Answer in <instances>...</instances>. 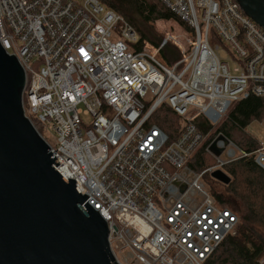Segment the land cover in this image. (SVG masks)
<instances>
[{
  "label": "built area",
  "instance_id": "obj_1",
  "mask_svg": "<svg viewBox=\"0 0 264 264\" xmlns=\"http://www.w3.org/2000/svg\"><path fill=\"white\" fill-rule=\"evenodd\" d=\"M159 2L186 27V46L168 33L133 52L134 28L99 0H0V43L24 69V115L54 169L107 222L115 261L206 264L238 217L202 177L236 152L230 140L218 141V157L208 145L214 164L192 171L187 162L205 138L194 119L216 125L234 102L264 96V29L236 0ZM168 42L180 54L171 65L160 56ZM222 42L236 74L216 53ZM164 103L182 119L174 139L151 122ZM254 161L264 169V143Z\"/></svg>",
  "mask_w": 264,
  "mask_h": 264
},
{
  "label": "water",
  "instance_id": "obj_2",
  "mask_svg": "<svg viewBox=\"0 0 264 264\" xmlns=\"http://www.w3.org/2000/svg\"><path fill=\"white\" fill-rule=\"evenodd\" d=\"M264 29V0H236ZM25 72L0 43V264H118L111 253L107 222L55 169L59 163L22 107ZM218 135L208 146L223 152ZM224 185L230 177L216 169ZM185 186L181 187L183 191Z\"/></svg>",
  "mask_w": 264,
  "mask_h": 264
},
{
  "label": "trees",
  "instance_id": "obj_3",
  "mask_svg": "<svg viewBox=\"0 0 264 264\" xmlns=\"http://www.w3.org/2000/svg\"><path fill=\"white\" fill-rule=\"evenodd\" d=\"M99 1L106 8L120 14L134 28L137 41L130 44L133 52L141 50L144 42L159 46L161 39L150 29V22L171 18L179 21L159 0ZM160 56L166 64L171 65L179 59L180 54L172 45L165 44L160 50ZM156 111L157 114L154 112L151 122L157 124L169 139H174L181 130L182 124L177 121L180 117L165 103ZM263 117L264 96L250 94L234 102L220 122L224 121L215 129L201 116H196L194 123L205 136L214 129L215 134L222 133L231 140L233 133L243 132L252 121L261 120ZM38 130L41 131V128ZM211 141L212 136L203 140L192 153L187 162L192 171L200 172L211 166L207 165L210 154L206 150ZM243 142L246 145L244 151L248 155L225 164L222 170L230 177V182L223 184V191L212 190L210 193L215 202L230 208L237 215L238 225L234 233L224 238L206 264H258L264 257V231L261 229L264 228V169L254 161L253 152L256 149L248 144L247 138H244Z\"/></svg>",
  "mask_w": 264,
  "mask_h": 264
},
{
  "label": "rangeland",
  "instance_id": "obj_4",
  "mask_svg": "<svg viewBox=\"0 0 264 264\" xmlns=\"http://www.w3.org/2000/svg\"><path fill=\"white\" fill-rule=\"evenodd\" d=\"M76 1L82 2V0H76ZM152 1L158 2V0H152ZM149 27L152 30V32L161 39L160 43H162V41L165 39L164 37L168 33H170V35L174 36L173 40L179 41L181 43V46L184 47L187 44L188 32H186V27L183 24H181L179 21H177L176 19H173V18L168 19V20L158 19L153 22H150ZM168 44L172 45L176 49H179V47L175 46V44L172 42H168ZM216 53L223 61H226L228 63L231 73L236 74V72L234 71V68H236L237 62L232 58L231 56L232 51L229 48L227 49V45L223 42L218 43V49L216 50ZM156 112L158 113L159 111H156ZM156 112L155 114H157ZM83 119L87 120V117H83ZM177 121L178 123L182 124L181 118H178ZM222 122L216 125H212L213 128L215 129ZM213 130L208 135L205 136L204 140H207L211 136H212V140H214L218 135H223L222 133L215 134ZM47 135L49 136V139L51 140V142L54 143L52 135L54 136L55 133L50 131L49 133H47ZM244 138H247V140L249 141L248 144L253 146V148H255L256 150H258L261 147V144L264 143V117L261 120L252 121L245 129H243V132H240V133L236 132L232 134V139L230 140V143H231L232 148L236 152L235 153L236 156L234 157L236 159L231 161V163L240 159V157H244L242 156V153H241V151H244V149L246 148L245 147L246 145L243 142ZM255 151L253 152V155L255 154ZM207 160H208L207 165H213L215 162L212 155H209ZM202 181H203V184L206 190L209 193H211L212 190L221 192L225 188L223 184L210 178L209 175L207 174L203 175ZM261 229H263L264 231V228H261Z\"/></svg>",
  "mask_w": 264,
  "mask_h": 264
}]
</instances>
